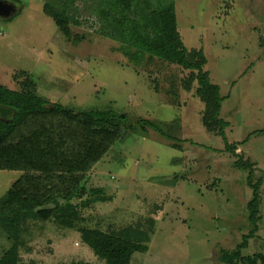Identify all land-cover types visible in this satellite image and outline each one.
I'll use <instances>...</instances> for the list:
<instances>
[{
	"label": "rangeland",
	"instance_id": "1",
	"mask_svg": "<svg viewBox=\"0 0 264 264\" xmlns=\"http://www.w3.org/2000/svg\"><path fill=\"white\" fill-rule=\"evenodd\" d=\"M18 1L15 13L0 17V85L17 90L25 72L47 102L110 109L127 115L123 127H131L84 183L102 188L110 201L93 205L73 228L25 222L18 264H104L81 232L116 234L130 225L146 228L147 220L154 221L147 251L134 253L130 264H221L219 250L234 249L251 228V189L247 171L236 167L240 157L253 164V181L263 179L258 232L242 255L264 254V0H174L184 45L203 49L205 70L224 98L225 141L201 127L202 103L179 85L186 71L148 56L134 65L117 42L99 34L98 0L86 8L77 0L80 16L95 18L94 25L71 26L77 42L43 14L44 0ZM139 120L159 124L178 147L143 131ZM224 142L238 143L235 155L223 151ZM20 175L0 171V199ZM11 244L0 228V257Z\"/></svg>",
	"mask_w": 264,
	"mask_h": 264
},
{
	"label": "trees",
	"instance_id": "2",
	"mask_svg": "<svg viewBox=\"0 0 264 264\" xmlns=\"http://www.w3.org/2000/svg\"><path fill=\"white\" fill-rule=\"evenodd\" d=\"M80 1L86 8L85 3L90 0ZM98 1L99 34L117 42L118 52L134 65L148 56L186 71L179 85L185 92L192 91V96L202 103L201 127L225 141L228 123L220 117L224 98L205 70L207 59L203 49L184 45L177 30L174 0ZM76 2L44 0L42 7L43 14L73 42L81 38L72 33L71 26L95 24L90 22L95 18L80 16ZM137 6L147 12V17ZM21 75L24 78L17 90L0 85V171L21 172L0 199V228L12 242L0 257V264H18L19 233L25 222H53L73 228L84 222L83 213L93 205L110 201L102 188H86L84 183L93 167L131 128L123 127L127 115L110 109L75 110L49 103L38 94L28 74ZM139 123L143 131L149 128L172 142V148L178 147L176 139L159 124L150 120ZM236 146L238 143L224 142L223 151L235 155ZM236 167L247 171L251 198L246 211L251 228L234 249L219 250L218 260L221 264H264L262 253L242 255L258 232L263 179L253 181V164L242 157L236 160ZM153 228L154 221L147 220L146 228L130 225L116 234L84 230L80 236L85 247L104 264H130L134 253L147 251Z\"/></svg>",
	"mask_w": 264,
	"mask_h": 264
},
{
	"label": "water",
	"instance_id": "3",
	"mask_svg": "<svg viewBox=\"0 0 264 264\" xmlns=\"http://www.w3.org/2000/svg\"><path fill=\"white\" fill-rule=\"evenodd\" d=\"M15 13V9L11 8L9 5L0 1V17H9ZM123 117V115H121Z\"/></svg>",
	"mask_w": 264,
	"mask_h": 264
},
{
	"label": "flooded vegetation",
	"instance_id": "4",
	"mask_svg": "<svg viewBox=\"0 0 264 264\" xmlns=\"http://www.w3.org/2000/svg\"><path fill=\"white\" fill-rule=\"evenodd\" d=\"M1 1H3L4 3H6L7 5H9L11 8H13V9H15L16 10V8H15V5L14 4H12V3H10V2H8V1H6V0H1Z\"/></svg>",
	"mask_w": 264,
	"mask_h": 264
}]
</instances>
